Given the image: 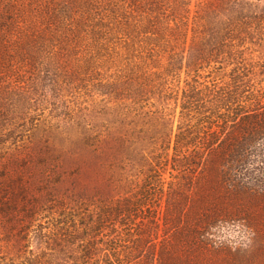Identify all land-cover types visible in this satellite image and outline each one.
Returning a JSON list of instances; mask_svg holds the SVG:
<instances>
[{
	"label": "trees",
	"instance_id": "obj_1",
	"mask_svg": "<svg viewBox=\"0 0 264 264\" xmlns=\"http://www.w3.org/2000/svg\"><path fill=\"white\" fill-rule=\"evenodd\" d=\"M262 35L264 0H0V152L77 92L179 111L172 154L125 195L46 207L0 195V264H264L239 173L264 138ZM239 224L240 241L224 237Z\"/></svg>",
	"mask_w": 264,
	"mask_h": 264
},
{
	"label": "rangeland",
	"instance_id": "obj_2",
	"mask_svg": "<svg viewBox=\"0 0 264 264\" xmlns=\"http://www.w3.org/2000/svg\"><path fill=\"white\" fill-rule=\"evenodd\" d=\"M255 48L256 54L264 57V35ZM87 101L82 92H77L60 103L61 112L51 115L48 109H42L39 113L43 112V117L28 136L17 146L0 152L1 196L13 199L18 207L34 198L42 207L56 201L74 205L110 200L139 186L149 168L159 164L160 153L172 154V147L168 151L164 148L173 142L179 111L163 120L155 112L158 105L148 104L143 110L128 112L108 102ZM69 108L77 110L70 116H59ZM260 142L252 164L239 172H249L250 186L240 199L245 205L243 214L252 213L257 224H264V138ZM223 166L222 174H235L228 169L231 164ZM224 180L222 176L219 190H223ZM3 221L0 215V232L5 234L8 229ZM243 230L246 228L241 224L227 225L222 234L240 241ZM254 246L257 251L261 244ZM5 251L13 250L9 246Z\"/></svg>",
	"mask_w": 264,
	"mask_h": 264
}]
</instances>
